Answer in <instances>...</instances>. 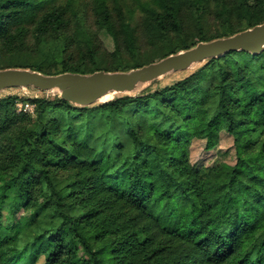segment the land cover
I'll use <instances>...</instances> for the list:
<instances>
[{
	"label": "trees",
	"instance_id": "obj_1",
	"mask_svg": "<svg viewBox=\"0 0 264 264\" xmlns=\"http://www.w3.org/2000/svg\"><path fill=\"white\" fill-rule=\"evenodd\" d=\"M262 22L264 0H0V68L129 70ZM55 95L33 117L0 97V264H264V50L97 105ZM222 130L236 163L191 165Z\"/></svg>",
	"mask_w": 264,
	"mask_h": 264
},
{
	"label": "water",
	"instance_id": "obj_2",
	"mask_svg": "<svg viewBox=\"0 0 264 264\" xmlns=\"http://www.w3.org/2000/svg\"><path fill=\"white\" fill-rule=\"evenodd\" d=\"M264 50V22L231 35L199 41L159 60L129 70L46 74L22 67L0 68V92L7 88H34L55 92L75 106L104 102L111 95H135L169 73L183 71L229 52L258 54Z\"/></svg>",
	"mask_w": 264,
	"mask_h": 264
},
{
	"label": "rangeland",
	"instance_id": "obj_3",
	"mask_svg": "<svg viewBox=\"0 0 264 264\" xmlns=\"http://www.w3.org/2000/svg\"><path fill=\"white\" fill-rule=\"evenodd\" d=\"M99 38L103 45L111 51L113 49V43L111 38L104 32H99ZM207 60L198 63L194 65L191 68H188L183 71H177L174 73H169L162 77L161 79L157 80L156 82L152 83L150 85V89L153 90L158 87H164L171 85L191 73L198 70ZM55 92L50 91H40L34 88H7L0 92V97H6V96H16L17 100L14 104L15 112L16 113H26L30 115V117H33L35 114V103L32 102L31 99L37 98V97H47L51 100H53L56 95ZM121 95H116L115 97H119ZM109 99V100H112ZM108 100V101H109ZM106 102V101H104ZM104 102L95 103L93 105L101 104ZM55 107H60L56 105ZM58 109H54V111H57ZM51 112L47 114L48 117H50ZM96 119V118H95ZM94 125L98 123V119L93 121ZM102 126L95 129L94 136H98L100 131H102ZM115 130L119 131L120 125L118 123L115 124ZM123 132L120 133V137L123 138ZM100 139L97 138L96 141H94L95 145L99 146ZM188 153H189V162L194 167H206V166H213L217 165L219 163H227L229 165H234L236 163V152L235 147L233 143V137L229 135L226 131L222 130L219 133V140L213 148H207L205 139L204 138H197L192 137L189 140V146H188ZM15 221L17 223V229L18 228H26L30 223V218L32 217V214L30 211L25 210L23 207L16 210L15 212ZM42 263V257L39 258L37 261V264Z\"/></svg>",
	"mask_w": 264,
	"mask_h": 264
},
{
	"label": "bare ground",
	"instance_id": "obj_4",
	"mask_svg": "<svg viewBox=\"0 0 264 264\" xmlns=\"http://www.w3.org/2000/svg\"><path fill=\"white\" fill-rule=\"evenodd\" d=\"M116 95H117V94H116ZM114 96H115V95H114ZM112 98H113V96L108 95V96L102 98L101 101H108L109 99H112Z\"/></svg>",
	"mask_w": 264,
	"mask_h": 264
}]
</instances>
